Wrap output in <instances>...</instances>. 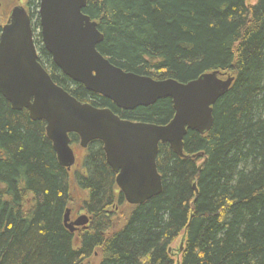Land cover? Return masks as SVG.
Wrapping results in <instances>:
<instances>
[{"label": "trees", "instance_id": "obj_1", "mask_svg": "<svg viewBox=\"0 0 264 264\" xmlns=\"http://www.w3.org/2000/svg\"><path fill=\"white\" fill-rule=\"evenodd\" d=\"M246 1L87 0L83 13L104 37L97 50L113 66L155 81L186 84L218 71L234 82L213 107L210 133L184 138V154L204 151L207 162L160 146L162 192L135 207L100 142L79 149V171L69 173L45 123L0 95V264H176L177 241V264H264V0ZM30 18L37 29V13ZM46 71L66 89L55 65ZM67 91L123 120L165 125L174 115L169 99L124 112L81 85ZM66 210L85 213L89 225L71 234Z\"/></svg>", "mask_w": 264, "mask_h": 264}, {"label": "water", "instance_id": "obj_2", "mask_svg": "<svg viewBox=\"0 0 264 264\" xmlns=\"http://www.w3.org/2000/svg\"><path fill=\"white\" fill-rule=\"evenodd\" d=\"M86 4L87 0H39L40 38L55 66L72 82L124 112L170 99L174 111L170 122L159 126L123 120L109 109L77 101L56 85L37 62L31 21L22 6L11 9L1 28L0 95L13 111L26 110L32 122L45 123L46 136L63 169L70 170L76 162L70 135L79 138L81 149L100 142L126 203L141 206L162 192L156 165L159 144H167L183 158L187 132L204 136L211 131L213 107L229 92L234 77L222 79L213 71L183 84L124 72L97 51L104 37L97 23L83 14ZM70 214L66 210L63 224L71 234L89 224L86 215L71 221Z\"/></svg>", "mask_w": 264, "mask_h": 264}, {"label": "flooded vegetation", "instance_id": "obj_3", "mask_svg": "<svg viewBox=\"0 0 264 264\" xmlns=\"http://www.w3.org/2000/svg\"><path fill=\"white\" fill-rule=\"evenodd\" d=\"M4 2H5V0H0V10H3L4 8H3V5H4ZM18 2V1H17ZM19 4L17 3V4H15V5H13V6H11V7H9V9H8V12H4V14L3 15H0V21H7V18H8V15H9V13H10V11H11V9L12 8H14L15 6H18ZM87 5V4H86ZM20 6V5H19ZM22 6V5H21ZM23 7V6H22ZM23 8H25V10L27 11V14L29 15V18H30V15L32 14V12H31V9H30V7H29V3H28V1L26 0L25 1V6L23 7ZM86 8V7H85ZM37 9V8H36ZM84 11V10H83ZM84 14V13H83ZM30 21H33V20H31V18H30ZM96 22V21H95ZM97 23V22H96ZM98 25V24H97ZM32 29H33V25H32ZM97 30H98V27H97ZM99 31V30H98ZM35 42V41H34ZM35 44V47H36V50H37V56H38V58H37V62L43 67V69L46 71L47 70V67H52V66H54L55 64L53 63V60H52V58H51V56L49 55V58H45L44 57V55H42V52H39V47L36 45V42L34 43ZM41 46V45H40ZM98 51V50H97ZM105 58V57H104ZM106 59V58H105ZM56 67V66H55ZM57 68V67H56ZM58 69V68H57ZM59 70V69H58ZM47 72V71H46ZM59 72L61 73V71L59 70ZM48 73V72H47ZM128 73V72H127ZM49 74V73H48ZM62 74V73H61ZM63 75V74H62ZM142 77H146V76H142ZM148 78H150V77H148ZM65 79V78H64ZM152 79V78H151ZM63 81V84L65 85V88L67 89V90H73L74 88H76L77 87V85H79V84H76V83H74V82H72L70 79H68L67 77H66V79L65 80H62ZM57 85V84H56ZM59 86V85H58ZM59 87H61V86H59ZM61 88H63V87H61ZM66 89H64L63 88V90H65L66 92H68ZM70 94V93H69ZM96 95V94H95ZM72 96V95H71ZM96 96H98V97H101V96H99V95H96ZM73 97V96H72ZM103 98V97H102ZM105 99V98H104ZM170 100V99H169ZM161 101V100H160ZM171 101V100H170ZM171 104H172V102H171ZM152 107V106H151ZM173 108V107H172ZM138 109V108H137ZM142 109V108H141ZM174 112V111H173ZM131 122H135V121H131ZM170 122V121H169ZM136 123H145V122H136ZM146 124H153V123H146ZM156 125V124H155ZM166 125V124H165ZM159 126H161V125H159ZM188 133H195V132H192V131H188L187 132V134ZM197 134V133H196ZM184 141V140H183ZM162 145H167V144H159V147L160 146H162ZM159 147H158V149H159ZM167 147L169 148V146L167 145ZM88 148V147H87ZM86 148V149H87ZM73 149V151H74V153H75V158H76V163H75V166L71 169V170H67L69 173H75V172H77V171H79V169H78V167H79V159H80V157H79V155H78V151H79V143H78V146H77V148H72ZM77 149H78V151H77ZM86 149H84V150H86ZM170 149V148H169ZM105 155V154H104ZM158 155H159V152H158ZM157 160H158V157H157ZM105 162H106V158H105ZM156 164H157V162H156ZM107 165V164H106ZM111 170V169H110ZM112 171V170H111ZM113 173V172H112ZM114 174V173H113ZM160 174V173H159ZM114 176H115V178H116V174H114ZM115 184H116V182H115ZM125 200V199H124ZM126 202V201H125ZM85 214V213H84ZM70 216H71V214H70ZM87 216V215H86ZM88 218H89V216H87ZM72 218V217H71ZM79 229L80 228H78L77 230H76V232L77 231H79ZM81 229H83V228H81Z\"/></svg>", "mask_w": 264, "mask_h": 264}, {"label": "rangeland", "instance_id": "obj_4", "mask_svg": "<svg viewBox=\"0 0 264 264\" xmlns=\"http://www.w3.org/2000/svg\"><path fill=\"white\" fill-rule=\"evenodd\" d=\"M25 1L26 0H5L4 5H3V8L4 9L3 10H0V15H3L4 12L5 13L8 12L9 7H11V6H13V5L17 4V3L20 6L22 5L24 7L25 6ZM256 1L257 0H247L246 3H247V5H254L256 3ZM31 3H33L30 6L31 12L32 13H37L36 7L38 5V0H31ZM32 23L34 24L35 21H33ZM33 34H34V41L36 42V45L38 47H40V45H41V44H39L40 43V38L38 37V35H39V29L38 28L36 29L34 26H33ZM81 155H82V153L80 154V156ZM83 196H85V194H83ZM79 198H80V196H79ZM80 215H84V213L83 212H77V211H74V210L71 211V217H72V220L73 221L76 220L77 217L80 216ZM180 244H181V242L180 241H177L172 246V248H171L172 251H170V253L172 254V258H174L176 264H177V262L179 260ZM97 263H98V260H96V259L89 261V264H97Z\"/></svg>", "mask_w": 264, "mask_h": 264}, {"label": "bare ground", "instance_id": "obj_5", "mask_svg": "<svg viewBox=\"0 0 264 264\" xmlns=\"http://www.w3.org/2000/svg\"><path fill=\"white\" fill-rule=\"evenodd\" d=\"M220 74H221V78L222 79H225L227 76H228V74H227V72L226 73H222V72H219ZM212 116H213V113H212ZM213 120H214V118H213ZM213 125H214V122H213ZM212 128H213V126H212ZM212 130V129H211ZM210 133V132H209ZM173 153V152H172ZM174 154V153H173ZM175 155V154H174ZM183 155H184V157L183 158H181V157H178L177 155H175L177 158H179V159H183V160H186V159H188V160H195V159H199V161H204V162H207V160H208V157L206 156V153L204 152V151H199L198 153H196V154H190V153H186V154H184V146H183ZM194 186H195V184H193V189H194ZM162 189H163V185H162ZM127 204V206H129V207H135V206H133V205H130V204H128V203H126ZM65 228V227H64ZM171 250V249H170ZM183 250V243H182V249H181V251Z\"/></svg>", "mask_w": 264, "mask_h": 264}]
</instances>
